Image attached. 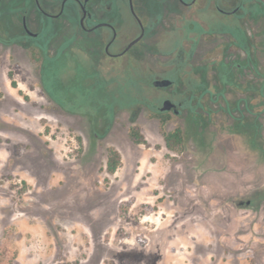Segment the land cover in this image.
Masks as SVG:
<instances>
[{
    "label": "rangeland",
    "instance_id": "rangeland-1",
    "mask_svg": "<svg viewBox=\"0 0 264 264\" xmlns=\"http://www.w3.org/2000/svg\"><path fill=\"white\" fill-rule=\"evenodd\" d=\"M134 3L141 13L174 8ZM26 4L0 3V264H264V35L261 98L250 100L242 88L216 96L214 72L208 66L212 85L205 84L200 68L198 103L169 113L161 127L162 100L184 97L172 92L175 84L159 90L150 79L178 75L182 19L165 15L134 51L99 67L79 39L52 72L51 57L63 48L52 42L42 54L12 43L5 29L6 21L19 25ZM113 8L120 40L122 32L132 38L139 30L127 1ZM69 9L77 12V3L67 1ZM37 17L40 36H18L49 40L54 21ZM200 47V54L209 49ZM76 69L97 88H64L82 87L72 79ZM131 127L145 143L132 141ZM175 128L183 132L180 154L161 133ZM108 148L121 156L114 173L106 169Z\"/></svg>",
    "mask_w": 264,
    "mask_h": 264
},
{
    "label": "flooded vegetation",
    "instance_id": "flooded-vegetation-1",
    "mask_svg": "<svg viewBox=\"0 0 264 264\" xmlns=\"http://www.w3.org/2000/svg\"><path fill=\"white\" fill-rule=\"evenodd\" d=\"M2 1L6 0H0V3ZM67 1L69 0H26L28 7L20 14L19 25L15 26L12 21L5 23V29L13 37L14 44L16 39L20 46L31 48L33 45L40 49L42 54L52 42L57 45V50L60 48L65 50L63 55L62 52L60 55L56 52L51 57L52 72H55L60 64L65 63L68 49L79 39L81 50L90 56L94 67L102 66L105 58L116 60L127 52L134 51L138 44L149 38L152 25L158 24L159 20L167 15L182 19L179 37L174 46L178 54L176 69L178 75L155 77L150 79V84L159 90H169L175 84L176 89L172 88V92L184 98L175 102L165 97L156 112L158 117L169 118V113L177 116L185 107L191 105L192 101L198 103L200 97L198 101L195 98L199 88H195L194 81L198 79L201 68L203 83L211 84L208 80V66L211 72H214L212 79L216 80L213 84L216 88V92L214 91L216 96L220 93L221 97H226L224 92L232 91V88H242L241 93L249 96L250 100L253 98L252 95L257 99L262 97L264 0H160L163 5L169 2L174 8L156 9L154 12L146 9L144 13L135 8V0H126L128 10L139 30L132 38L130 33L122 32L125 40L129 39L128 42L120 40L121 24L115 19L117 9L113 8L118 0H73L77 3V12L65 10ZM0 10H3L1 6ZM38 14L54 21L49 29V40L36 43L18 36L20 31L34 38L40 36V31L32 29V26L34 29L40 26ZM61 22L67 25L62 26ZM67 30L70 31V35H65L56 44L57 39L63 33H67ZM133 41L134 43L131 44ZM88 43H91L92 51L89 50ZM200 46L209 49L200 54ZM42 54L39 58L41 63ZM201 58L207 60L200 62ZM165 61L164 64L169 63ZM72 75H75L72 79L81 80L82 87L74 86L69 82L68 87L64 86L68 91L78 89L83 92L85 88L98 86L91 78L87 82L79 69L74 70ZM199 93L201 95L202 91ZM165 100L173 103L169 110H161ZM243 102L245 106L247 103L250 105L249 100ZM259 102L256 104L260 105L262 99ZM234 105L237 110L238 106L235 102Z\"/></svg>",
    "mask_w": 264,
    "mask_h": 264
},
{
    "label": "trees",
    "instance_id": "trees-1",
    "mask_svg": "<svg viewBox=\"0 0 264 264\" xmlns=\"http://www.w3.org/2000/svg\"><path fill=\"white\" fill-rule=\"evenodd\" d=\"M159 123L161 127L165 124V122L168 120V118H160ZM129 137L132 139V141L136 144L139 143H145L143 137L141 134H139V131L136 130L134 127H131L128 131ZM162 136L165 143V147L174 153L180 154L183 151V132L180 128H175L172 131L165 132L162 130ZM121 156L119 152L114 148H108L107 150V160H106V169L109 173H114L117 169L118 165L120 164Z\"/></svg>",
    "mask_w": 264,
    "mask_h": 264
},
{
    "label": "water",
    "instance_id": "water-1",
    "mask_svg": "<svg viewBox=\"0 0 264 264\" xmlns=\"http://www.w3.org/2000/svg\"><path fill=\"white\" fill-rule=\"evenodd\" d=\"M132 43H134V41L131 42V44H132ZM131 44H129V46H130ZM172 106H173V103H172L171 101H169V100H165V101L163 102V105H162V107H161V110H169Z\"/></svg>",
    "mask_w": 264,
    "mask_h": 264
}]
</instances>
